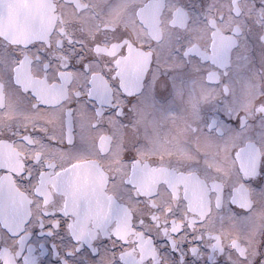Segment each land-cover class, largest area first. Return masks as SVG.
Masks as SVG:
<instances>
[{
  "label": "flooded vegetation",
  "instance_id": "obj_1",
  "mask_svg": "<svg viewBox=\"0 0 264 264\" xmlns=\"http://www.w3.org/2000/svg\"><path fill=\"white\" fill-rule=\"evenodd\" d=\"M260 171L264 0H0V264H264Z\"/></svg>",
  "mask_w": 264,
  "mask_h": 264
},
{
  "label": "snow or ice",
  "instance_id": "obj_2",
  "mask_svg": "<svg viewBox=\"0 0 264 264\" xmlns=\"http://www.w3.org/2000/svg\"><path fill=\"white\" fill-rule=\"evenodd\" d=\"M85 67L86 66H82ZM151 69V61H149V70ZM147 76V71L144 72V77ZM113 79H117V77L114 75ZM131 79H133L134 81L138 82L141 86L143 84V78L139 77V76H134L131 77ZM103 90L101 89V92ZM128 93H124V95H127ZM132 95H137V93H132ZM115 114L117 116L122 115L123 110L120 108H115L114 109ZM225 122H227V120H225ZM71 144H74L75 141L72 140L70 141ZM27 179H31V175L29 174L27 176ZM256 182H257V186L260 188H264V171H260L259 174L256 177ZM7 204H8V198L5 196V194L3 193L2 190H0V211H6L7 210ZM54 215V213H53ZM63 215V214H62ZM43 227V226H41ZM57 230H59V225H57ZM35 234L37 236H40L42 239V233H41V228L38 227L34 230ZM51 235H54V233H51ZM51 249V245L45 244L43 242L39 243L38 245V251L41 253L40 257L34 262V264H64L63 260H61L58 256V254H50V250ZM80 251V248H77V252ZM52 252L54 253L55 250L52 249ZM98 253L96 251L92 252L93 256H96ZM66 255H72V253H67ZM180 264H188L187 258H185L184 260H182L180 262Z\"/></svg>",
  "mask_w": 264,
  "mask_h": 264
},
{
  "label": "rangeland",
  "instance_id": "obj_3",
  "mask_svg": "<svg viewBox=\"0 0 264 264\" xmlns=\"http://www.w3.org/2000/svg\"><path fill=\"white\" fill-rule=\"evenodd\" d=\"M238 232L245 234V235L248 236L249 238H253L252 235L250 234V232H246V233H245L244 231H241V230H238Z\"/></svg>",
  "mask_w": 264,
  "mask_h": 264
}]
</instances>
